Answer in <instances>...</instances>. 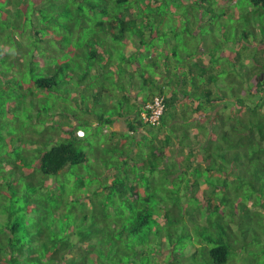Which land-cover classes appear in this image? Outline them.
<instances>
[{
    "label": "trees",
    "instance_id": "trees-1",
    "mask_svg": "<svg viewBox=\"0 0 264 264\" xmlns=\"http://www.w3.org/2000/svg\"><path fill=\"white\" fill-rule=\"evenodd\" d=\"M247 1L0 0V264H264V0ZM101 135L124 167L73 171Z\"/></svg>",
    "mask_w": 264,
    "mask_h": 264
},
{
    "label": "rangeland",
    "instance_id": "rangeland-1",
    "mask_svg": "<svg viewBox=\"0 0 264 264\" xmlns=\"http://www.w3.org/2000/svg\"><path fill=\"white\" fill-rule=\"evenodd\" d=\"M244 2H245V6L240 5V4L237 3V7H238V10L240 11V14L243 11L249 12L250 9H251V8H248V6H250V4H248V1L244 0ZM235 7L236 6H234V8ZM241 22L242 21L241 20L239 21L237 18H235V21H232V28H230V31L232 32L231 33V39H235V38L238 37V31H240V33L243 31L242 30V25L240 24ZM206 33L210 34V32H206ZM158 58H159L160 61L163 58L161 53H160ZM166 59L170 60V63L173 64L176 61L177 58H175L173 56V54L170 53V56H168ZM162 66H164V64H162ZM152 74H153V71H152ZM157 77H158V75L156 76V78ZM128 87L130 88V86H128ZM105 99H108V98L106 97ZM105 103L106 104L107 103L110 104L111 102L108 101V102H105ZM68 105H69L68 108L71 109V102H69ZM107 113H110V112H107ZM1 120L5 121L4 120V116H2V115H0V121ZM195 132H196V130L193 129L192 133H195ZM89 141H90V145L92 146V148L87 149V148H85V146L84 147L82 146V149L89 156V160H90L89 163H87V164H85L83 166L73 167V171H79L80 172L81 169L87 170L88 166L90 165V167L92 166V170H91L92 171V175L91 176H92V178H96V176L99 175L98 172H100V173H108L107 172L108 168L105 167L106 165L104 163V161H105L104 159H106V161H110V164L108 166L109 168H111L113 166L112 165L113 162H114V165H116V166H122L123 165V162L125 161V159L122 158V155L123 154H126V155L128 154V149H126V147L124 146L126 142L123 139H120V141L112 140V139L109 138V136L101 135L100 137L99 136L90 137ZM117 145H119L121 147L114 152V149L116 148ZM139 149L140 150H145L146 149V145L144 144L143 141L140 143V148ZM91 153H94L96 155L93 156V158H92L91 157ZM123 167H124V165H123ZM108 171H110V170H108ZM122 173L124 174L123 171H122ZM65 176L66 175H63L64 178H65ZM63 177H61V179ZM75 179H76L75 175L71 174V175H69L68 181L69 180H75ZM53 180H54L53 178L50 179V182L53 181ZM64 180L67 181V179H64ZM72 184H73V182H72ZM100 184H101V182H97V183L95 182V183H93V185L87 183V185L89 187H91V189H94V191L98 190V187H100ZM186 262H188V261H186ZM188 263H190V262H188Z\"/></svg>",
    "mask_w": 264,
    "mask_h": 264
},
{
    "label": "built area",
    "instance_id": "built-area-1",
    "mask_svg": "<svg viewBox=\"0 0 264 264\" xmlns=\"http://www.w3.org/2000/svg\"><path fill=\"white\" fill-rule=\"evenodd\" d=\"M147 112L142 114L141 120L149 123L152 126H157L165 113L166 106L164 104V98L156 97L153 102L146 106ZM80 134H84L80 132Z\"/></svg>",
    "mask_w": 264,
    "mask_h": 264
},
{
    "label": "crops",
    "instance_id": "crops-1",
    "mask_svg": "<svg viewBox=\"0 0 264 264\" xmlns=\"http://www.w3.org/2000/svg\"><path fill=\"white\" fill-rule=\"evenodd\" d=\"M112 129L118 132H128V124L125 120H118Z\"/></svg>",
    "mask_w": 264,
    "mask_h": 264
},
{
    "label": "clouds",
    "instance_id": "clouds-1",
    "mask_svg": "<svg viewBox=\"0 0 264 264\" xmlns=\"http://www.w3.org/2000/svg\"><path fill=\"white\" fill-rule=\"evenodd\" d=\"M164 114H165V113H164ZM80 132H83L84 134L82 135V134H80ZM78 136H80V137L85 136V132H84V131H79V132H78Z\"/></svg>",
    "mask_w": 264,
    "mask_h": 264
}]
</instances>
